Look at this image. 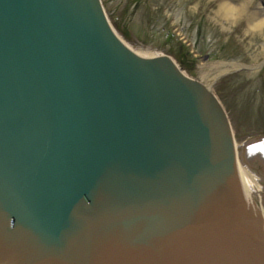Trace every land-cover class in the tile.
Listing matches in <instances>:
<instances>
[{"label":"water","instance_id":"95a60500","mask_svg":"<svg viewBox=\"0 0 264 264\" xmlns=\"http://www.w3.org/2000/svg\"><path fill=\"white\" fill-rule=\"evenodd\" d=\"M241 163L211 86L100 0H0V264H264Z\"/></svg>","mask_w":264,"mask_h":264},{"label":"rangeland","instance_id":"374dc122","mask_svg":"<svg viewBox=\"0 0 264 264\" xmlns=\"http://www.w3.org/2000/svg\"><path fill=\"white\" fill-rule=\"evenodd\" d=\"M100 2L126 45L138 52L169 55L189 77L211 86L227 115L234 145L245 148L238 152L241 164L264 183V25L254 26L264 20V0ZM221 5L240 10L225 19L218 11ZM181 57L193 64L182 66ZM223 71L227 73L219 75ZM253 150L256 154L249 156ZM257 201L264 217V192Z\"/></svg>","mask_w":264,"mask_h":264},{"label":"clouds","instance_id":"9594fccd","mask_svg":"<svg viewBox=\"0 0 264 264\" xmlns=\"http://www.w3.org/2000/svg\"><path fill=\"white\" fill-rule=\"evenodd\" d=\"M197 5H193V8H197ZM235 8V6H232ZM259 25H264V20L257 22ZM261 143V142H259ZM259 145H257V148ZM256 150H253L251 155H255ZM236 170V180L241 188L242 194L245 195L246 199L249 201L253 200L258 193L264 192V183H262V178L246 165L240 164L235 167Z\"/></svg>","mask_w":264,"mask_h":264},{"label":"bare ground","instance_id":"6f19581e","mask_svg":"<svg viewBox=\"0 0 264 264\" xmlns=\"http://www.w3.org/2000/svg\"><path fill=\"white\" fill-rule=\"evenodd\" d=\"M238 10H240V8L239 9H234V8H232V7H230V6H226V5H221V6H219V13H221V15L223 16V17H225V19H228V17H230L232 14H233V12L235 13V16H237V12H238ZM254 26H259V24L258 23H256ZM253 26V27H254ZM116 33V32H115ZM117 34V33H116ZM118 35V34H117ZM119 37V36H118ZM120 38V37H119ZM120 40L123 42V40L120 38ZM124 43V42H123ZM125 44V43H124ZM126 45V44H125ZM129 49H131L133 52H135L136 54H138V55H142V56H149V55H152L153 54V52H138V51H136V50H134L133 48H131V47H129L128 45H126ZM227 66H229V67H231V68H235V66L236 65H233V64H228ZM238 68V67H237ZM230 71V70H229ZM224 72H226V71H223V72H221L219 75H221L222 73H224ZM227 73V72H226ZM218 75V76H219ZM217 77H214L213 79H212V82L216 79ZM244 149L245 148H242V147H240L239 149L236 147V150H237V153L241 150V152H243L244 151ZM237 166H239L238 164H237ZM259 194V193H258ZM258 194L255 196V197H253V200L252 201H249L248 199H246V197H245V195L243 194V197H244V199H245V201H246V203L247 204H253V205H257V200H258ZM260 205V204H259ZM258 210V209H257ZM258 212H259V210H258ZM259 214L261 215V214H263V210L261 211V212H259Z\"/></svg>","mask_w":264,"mask_h":264},{"label":"trees","instance_id":"16d2710c","mask_svg":"<svg viewBox=\"0 0 264 264\" xmlns=\"http://www.w3.org/2000/svg\"><path fill=\"white\" fill-rule=\"evenodd\" d=\"M187 60L184 57L178 58V62L184 67L185 66H189L188 63L191 64V65L193 64L191 59L188 61V63H187Z\"/></svg>","mask_w":264,"mask_h":264},{"label":"flooded vegetation","instance_id":"af4514ba","mask_svg":"<svg viewBox=\"0 0 264 264\" xmlns=\"http://www.w3.org/2000/svg\"><path fill=\"white\" fill-rule=\"evenodd\" d=\"M262 204V206H263V208H264V203H261Z\"/></svg>","mask_w":264,"mask_h":264}]
</instances>
